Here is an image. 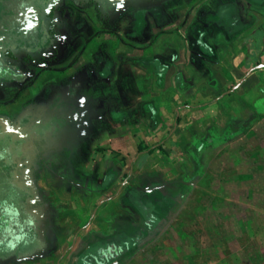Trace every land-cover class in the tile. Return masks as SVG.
<instances>
[{
  "label": "crops",
  "instance_id": "0c3cea01",
  "mask_svg": "<svg viewBox=\"0 0 264 264\" xmlns=\"http://www.w3.org/2000/svg\"><path fill=\"white\" fill-rule=\"evenodd\" d=\"M7 1L0 164L17 190L0 203V264L224 260L220 240L239 238L211 212L237 217L264 192V0H158L106 19L64 0L70 34L36 72L19 52L45 54L50 30L24 35Z\"/></svg>",
  "mask_w": 264,
  "mask_h": 264
},
{
  "label": "rangeland",
  "instance_id": "374dc122",
  "mask_svg": "<svg viewBox=\"0 0 264 264\" xmlns=\"http://www.w3.org/2000/svg\"><path fill=\"white\" fill-rule=\"evenodd\" d=\"M70 1H74L75 4L86 2L89 3L90 1H92L98 6L97 9H99L104 18H106L110 16V12L121 10L128 5L138 6L140 4L151 3L158 0ZM63 3L64 0H19L18 2L12 1L10 3L7 1V4L10 7H16L15 9H17L20 13L18 16L11 19L12 24H16V28H21L23 26L22 29H25V31L28 33L30 30V26L27 25L26 17L29 16L28 20L34 21L35 23H38L39 19L41 21L46 20V25H48V28L51 31L50 34H52V36H50V47L47 49V51H45V54H41L39 50H37L36 52H29L25 49H22L19 52V65L20 68H22L24 71L26 69L33 68V71L36 72L43 65L42 62H45V64H49V61H45V58L47 60H53V57L55 56V54H57L56 52L58 51L59 47H61V45L66 42V38L70 34L68 29L71 25V23L69 22L71 20V10H69V6H65ZM25 6L34 7L35 16L32 19L30 18V15H27ZM41 13H43V15H41ZM10 39L11 37L8 36L7 40ZM6 54H10L8 50H6ZM32 64L34 65L32 66ZM37 111L38 113H41L40 110ZM5 117L7 124H11L12 129H14L16 127V119L13 120L9 118V113H7ZM1 143L2 141L0 139V146L3 145ZM247 147L248 143H245L243 147H241L240 145V147L238 148H240V150H245V148ZM0 163L2 162L0 161ZM20 172L21 174L19 175V177H22L23 171ZM4 173H7V169L3 165L1 167L0 164V203H9V199H11V197L13 198V194L17 189L14 186L12 187L11 185H7L8 182L5 181ZM257 193V202L259 203H242L243 207H237V217L233 214H230L232 212V209L231 207H228V205H225L224 209L220 213L211 212L209 225L212 229H215V231L219 229V231L225 234L236 231L237 238H239L237 239V241H235L234 239H230V237L232 236H230L229 234H227V236L222 234L227 238L220 240V243H224L226 247L224 249V252L227 250L229 253L226 254L227 256L224 260H222L223 258H220V263L216 262V259L213 260V257H211V260H213L212 264H264V214L261 215L259 213V209L264 206V192L259 191ZM244 194L246 195V192H244ZM223 216H225L227 219H223ZM255 231H257V235H255L254 237L252 236V234ZM249 237H254L255 240H252ZM177 243V245H174V247L181 246L180 241H177ZM236 248L237 256H233L234 254H232V251ZM38 264L46 263L39 262Z\"/></svg>",
  "mask_w": 264,
  "mask_h": 264
},
{
  "label": "flooded vegetation",
  "instance_id": "af4514ba",
  "mask_svg": "<svg viewBox=\"0 0 264 264\" xmlns=\"http://www.w3.org/2000/svg\"><path fill=\"white\" fill-rule=\"evenodd\" d=\"M7 1V0H6ZM12 1H14V2H18L19 0H8V2L10 3V2H12ZM89 2V1H88ZM110 2V1H109ZM89 3H94V2H92V1H90ZM146 4H148V3H145V4H140V5H138V6H144V5H146ZM96 7H98L97 5H95ZM12 8H16V7H12ZM25 9H26V11H27V15H30V18L32 19L34 16H35V14H34V7H30V6H25ZM52 9H53V7H52ZM98 13H99V15L102 17V18H104V16L101 14V12L99 11V9H98ZM41 15H43V13H41ZM28 17L29 16H27L26 17V21H27V25L28 26H30L29 28H30V30H29V32L27 33L26 31H25V29H22V32H23V34L24 35H26V34H29L30 36L31 35H33V34H36V28H37V26L41 23V25H45V24H47L46 23V20H44V21H41L40 19H39V22L38 23H35L34 21H29L28 20ZM106 17V16H105ZM106 18H109V16L108 17H106ZM106 18H104V19H106ZM44 22V23H43ZM43 23V24H42ZM46 27V28H45ZM21 28H23V26L21 27ZM44 28L47 30V31H49V28H48V25H46V26H44ZM33 31V32H32ZM25 32V33H24ZM51 32L49 31V35L50 36H52V34H50Z\"/></svg>",
  "mask_w": 264,
  "mask_h": 264
}]
</instances>
